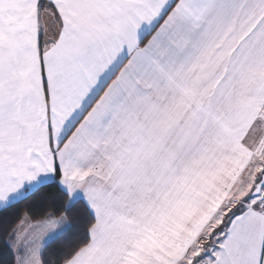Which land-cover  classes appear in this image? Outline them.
Masks as SVG:
<instances>
[{"label":"snow or ice","instance_id":"snow-or-ice-1","mask_svg":"<svg viewBox=\"0 0 264 264\" xmlns=\"http://www.w3.org/2000/svg\"><path fill=\"white\" fill-rule=\"evenodd\" d=\"M0 264H264V0H0Z\"/></svg>","mask_w":264,"mask_h":264},{"label":"trees","instance_id":"trees-1","mask_svg":"<svg viewBox=\"0 0 264 264\" xmlns=\"http://www.w3.org/2000/svg\"><path fill=\"white\" fill-rule=\"evenodd\" d=\"M22 208L24 207V206H21Z\"/></svg>","mask_w":264,"mask_h":264}]
</instances>
